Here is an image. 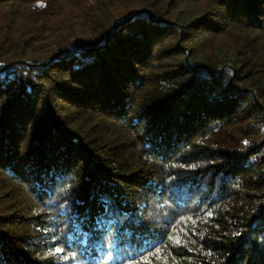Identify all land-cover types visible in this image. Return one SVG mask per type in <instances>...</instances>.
Listing matches in <instances>:
<instances>
[{"label":"trees","instance_id":"16d2710c","mask_svg":"<svg viewBox=\"0 0 264 264\" xmlns=\"http://www.w3.org/2000/svg\"><path fill=\"white\" fill-rule=\"evenodd\" d=\"M0 73V264H264V0H0Z\"/></svg>","mask_w":264,"mask_h":264},{"label":"snow or ice","instance_id":"6c2138e0","mask_svg":"<svg viewBox=\"0 0 264 264\" xmlns=\"http://www.w3.org/2000/svg\"><path fill=\"white\" fill-rule=\"evenodd\" d=\"M6 75H7L6 73H0V76L6 77ZM245 143H247V142L245 141ZM100 201H101V203H102V205L104 207V213H108V212H110L112 210L111 209L112 201H111V199L108 196L101 195ZM104 213H101V215H103ZM211 215H212V213L209 212L208 216H211ZM189 219H191V218L189 217ZM237 235H239V233H237ZM168 239L171 240V239H173V237L169 236ZM175 242H176V244H179L180 243V239L178 237L175 238ZM108 247L109 248L112 247L111 241L108 242ZM61 251H62L61 248H59V247L55 248V252L56 253H60ZM159 251H160V249L156 248V252L158 253ZM105 259L106 260H113V259H115V257H114V255H113V253L111 251H108ZM105 259L101 260V264H105ZM129 264H134V262H129Z\"/></svg>","mask_w":264,"mask_h":264}]
</instances>
